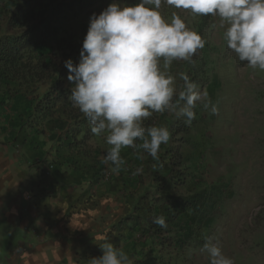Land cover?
Listing matches in <instances>:
<instances>
[{"label": "rangeland", "instance_id": "obj_1", "mask_svg": "<svg viewBox=\"0 0 264 264\" xmlns=\"http://www.w3.org/2000/svg\"><path fill=\"white\" fill-rule=\"evenodd\" d=\"M15 2L0 0V36L12 34L7 11ZM112 2L96 0L91 6L76 9L60 26V37L71 36L82 47L90 16L98 15ZM120 2L134 5L139 0ZM160 11L166 20L177 12L207 41L193 58L195 63L177 60L164 68L161 61L162 71L173 77L177 92L183 86L181 76L186 74L218 108L215 115L197 109L191 125L174 113H154L145 120L144 126H166L172 134L169 144L161 146L158 161L141 150L128 148L130 154L139 157V181L160 185L150 189L149 195L171 197L161 211L170 207L175 217L184 201H198L196 213L190 216L178 211L169 225L168 236L184 232L187 241L186 247H177L172 253L170 262L209 264L202 249L206 239L212 237L234 264H264V71L242 65L227 48V26L219 18L192 16L167 5ZM49 87V82L42 84L37 94L42 95ZM169 150L180 154L175 170L170 169V156H165ZM33 236L21 229H9L6 220L0 219V264H7L20 241L29 242ZM168 256H162L165 264L169 263Z\"/></svg>", "mask_w": 264, "mask_h": 264}, {"label": "clouds", "instance_id": "obj_2", "mask_svg": "<svg viewBox=\"0 0 264 264\" xmlns=\"http://www.w3.org/2000/svg\"><path fill=\"white\" fill-rule=\"evenodd\" d=\"M162 5L192 16L219 18L227 26V48L248 67L264 71V0H139L134 5L113 0L98 15L93 13L78 63L68 59L64 66L72 85V105L85 117L92 134H106L111 147L102 163L110 164L117 175L126 165L122 149L141 150L158 161L161 146L169 144L168 127L144 126L154 113H174L188 125L197 109L218 114L207 93L186 74L177 92L173 77L162 71L161 61L164 68L177 60L195 63L193 58L207 43L177 12L166 20ZM152 222L168 227L163 216ZM100 248L102 255L87 264H133L129 254L111 242ZM202 250L209 264H234L212 237Z\"/></svg>", "mask_w": 264, "mask_h": 264}, {"label": "crops", "instance_id": "obj_3", "mask_svg": "<svg viewBox=\"0 0 264 264\" xmlns=\"http://www.w3.org/2000/svg\"><path fill=\"white\" fill-rule=\"evenodd\" d=\"M68 125L39 122L29 99H12L0 88V219L34 234L16 245L7 264H87L102 255L105 242L123 248L135 264L140 246L129 228L116 225L149 187L150 181H139V157L122 149L126 165L114 174L102 163L111 147L106 134L70 146ZM50 163L54 168L43 178Z\"/></svg>", "mask_w": 264, "mask_h": 264}, {"label": "trees", "instance_id": "obj_4", "mask_svg": "<svg viewBox=\"0 0 264 264\" xmlns=\"http://www.w3.org/2000/svg\"><path fill=\"white\" fill-rule=\"evenodd\" d=\"M95 2L16 0L15 6L7 11V26L12 34L0 36V88L4 86L5 91L12 94V99L17 96L29 99L34 107L35 119L39 122H68L66 133L70 146L84 144L94 134L82 113L72 105L69 98L72 85L67 80L69 71L64 66V61L68 59L78 63L82 47L71 36L60 37V26L76 9H84ZM241 64L247 65L246 62ZM47 82L50 87L38 95V87ZM167 155L170 156V169L175 170L179 166V151L169 150L165 153ZM156 185L160 186L156 181H150L133 213L116 225L129 228L132 240L140 246L134 252L137 258L135 264H163V255H169V259H172V253L177 247H186L187 241L184 232L176 237L167 235L170 223L181 212L190 216L196 213L197 200L184 201L183 206L176 209L175 217L169 212L170 207L162 212L163 205L170 202L171 197L160 194L150 196V189ZM158 216L165 217L167 228L152 222ZM136 229L138 233H135Z\"/></svg>", "mask_w": 264, "mask_h": 264}, {"label": "built area", "instance_id": "obj_5", "mask_svg": "<svg viewBox=\"0 0 264 264\" xmlns=\"http://www.w3.org/2000/svg\"><path fill=\"white\" fill-rule=\"evenodd\" d=\"M53 168H54V165L53 164H51V163L48 164L47 167H46V169H45V171H44V174L45 175H49L52 172ZM109 178H110V174L108 173L106 175V179H109Z\"/></svg>", "mask_w": 264, "mask_h": 264}]
</instances>
